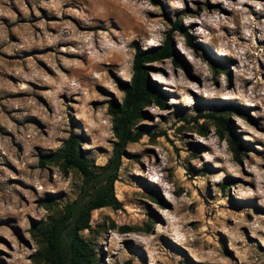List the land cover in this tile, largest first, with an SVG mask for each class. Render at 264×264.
<instances>
[{
  "label": "rangeland",
  "instance_id": "1",
  "mask_svg": "<svg viewBox=\"0 0 264 264\" xmlns=\"http://www.w3.org/2000/svg\"><path fill=\"white\" fill-rule=\"evenodd\" d=\"M174 22L207 57L172 32L182 63L152 64L165 106L132 129L146 134L125 149L121 208L92 212L81 234L97 264H264V0H0V264H33V225L82 184L39 158L74 133L88 161L107 163L117 82ZM225 110L221 137L209 115Z\"/></svg>",
  "mask_w": 264,
  "mask_h": 264
},
{
  "label": "trees",
  "instance_id": "2",
  "mask_svg": "<svg viewBox=\"0 0 264 264\" xmlns=\"http://www.w3.org/2000/svg\"><path fill=\"white\" fill-rule=\"evenodd\" d=\"M174 31L185 39L187 47L207 57L205 51L193 42L189 31L177 22L172 24L171 30L160 45L136 50L132 61L131 79L117 82L118 89L124 95L123 101L120 105L111 103L112 130L116 141L105 165L96 167L85 158L80 149L82 137L74 133L69 134L58 151L39 158L40 167L47 163H58L64 169L76 170L82 177V184L76 198L67 204L60 214L47 223L33 225V236L40 245V249L32 257L33 264H97V252L92 242L81 233L90 231L92 212L103 208H121L114 186L118 180L122 158L126 154L125 149L129 144L137 143L146 134L143 131L133 132L132 129L138 120L146 116L143 112L145 107L151 104L165 106L163 92L149 77L153 69L152 64L164 60H171L175 65L182 63L173 45ZM230 107L228 104L224 109ZM227 111L220 116L209 115V118L216 121L221 137L228 130ZM164 135L166 133L150 136L156 138ZM229 146L238 158L241 145L234 134L229 139ZM122 264H131V261L127 260Z\"/></svg>",
  "mask_w": 264,
  "mask_h": 264
}]
</instances>
